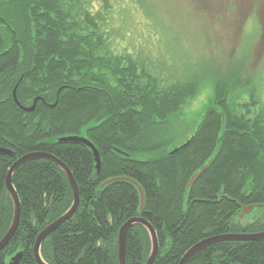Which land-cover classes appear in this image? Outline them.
<instances>
[{
	"label": "trees",
	"instance_id": "trees-1",
	"mask_svg": "<svg viewBox=\"0 0 264 264\" xmlns=\"http://www.w3.org/2000/svg\"><path fill=\"white\" fill-rule=\"evenodd\" d=\"M117 1L0 0V149L12 153L0 154V240L13 215L6 173L30 153L62 162L79 195L74 215L40 246L45 264H118V231L134 218L155 231L153 264H178L207 237L263 232L264 218L238 220L245 207L264 206V101L256 88L244 90L245 100L242 91H228L216 105L211 102L191 136L167 152L162 127L198 94L204 78L175 75L123 46L112 25ZM217 8L215 19L235 11ZM236 79L210 80L231 85ZM33 104L32 112L21 109ZM66 137L92 143L99 174L86 147L58 143ZM141 154L153 157L137 159ZM115 178L128 180L100 188ZM129 180L143 192L142 211ZM12 185L19 225L0 252V264L17 253L18 264H37L36 237L69 210L72 193L64 173L42 158L19 166ZM150 248L146 229L133 225L126 234L125 264H146ZM187 264H264V239L215 243Z\"/></svg>",
	"mask_w": 264,
	"mask_h": 264
},
{
	"label": "rangeland",
	"instance_id": "rangeland-1",
	"mask_svg": "<svg viewBox=\"0 0 264 264\" xmlns=\"http://www.w3.org/2000/svg\"><path fill=\"white\" fill-rule=\"evenodd\" d=\"M117 2L112 25L120 31L123 46L148 56L152 63L156 61L175 75L193 72L201 80L204 78L198 94L162 127L167 152L182 145L195 130L204 110L211 102L216 105L228 91L239 94L255 87L257 96L264 101V0ZM217 5L228 6L230 10L235 6V11L221 13L222 17L215 19L218 16L213 9H218ZM212 76L237 79L231 85H216L210 80ZM228 87L236 88L230 91ZM242 92L241 99H247V93ZM136 157L144 160L153 156ZM263 218L264 206L259 205L238 220L245 224Z\"/></svg>",
	"mask_w": 264,
	"mask_h": 264
},
{
	"label": "water",
	"instance_id": "water-1",
	"mask_svg": "<svg viewBox=\"0 0 264 264\" xmlns=\"http://www.w3.org/2000/svg\"><path fill=\"white\" fill-rule=\"evenodd\" d=\"M12 97L14 102L18 107L20 105L16 101L15 98V89L12 92ZM35 103V102H34ZM24 112L29 113L32 112L34 109V104L30 108H21ZM58 143H71V144H79L84 147H86L93 158L94 162V168L96 171V174H99L100 171V158L97 150L95 147L92 145L90 141L85 139L84 137H66V138H61L58 140ZM0 154L3 155H9L12 156V153L9 151L0 149ZM35 158H42L49 160L52 162L54 165H56L65 175L67 182L69 184L71 193H72V205L69 208V210L63 214L61 217H59L57 220L46 226L36 237L34 247H33V253L34 257L36 260L37 264H45L42 259L40 258V246L42 242L48 237L51 233H53L61 224H63L65 221L70 219L75 211L77 210L79 206V195H78V189L77 186L74 182V179L72 177L71 172L68 170V168L59 160L54 158L51 155L48 154H42V153H30L27 155H24L20 158H18L14 163L10 166L6 173L5 177V189L6 192L8 193L12 207H13V215H12V220L11 224L5 233V235L2 237L0 240V252L9 244L11 241L16 229L18 228L19 225V218H20V202L19 198L16 194V191L12 185V175L16 171V169L21 166L23 163H25L28 160L35 159ZM201 172H198L190 181L189 183V188L193 185L195 180L200 176ZM128 179L126 178H115V179H110L106 182H104L100 188L105 187L109 183H113L116 181H126ZM130 181V180H129ZM132 183V186L136 188V190L139 193L140 196V211L144 209V196L141 188L138 186L137 183L130 181ZM254 206H248L245 207L240 215L239 218H241L244 214H248L251 210H253ZM133 225H141L146 229L148 232L149 238H150V254L148 256V259L146 261V264H153L154 260L157 255V250H158V242L156 238V234L154 229L148 224L146 220L143 218H134L131 219L127 222H125L122 227L118 231L117 235V247H118V264H125V241H126V234L129 228H131ZM259 239H264V231L260 233H254V234H227V235H221V236H214V237H207L198 243H196L194 246H192L179 260L178 264H187V262L191 259L192 256H194L197 252L201 251L202 249L206 248L207 246H210L215 243L223 242V241H243V242H248V241H257ZM21 258V253H17L14 255L8 262V264H18L19 260Z\"/></svg>",
	"mask_w": 264,
	"mask_h": 264
},
{
	"label": "bare ground",
	"instance_id": "bare-ground-1",
	"mask_svg": "<svg viewBox=\"0 0 264 264\" xmlns=\"http://www.w3.org/2000/svg\"><path fill=\"white\" fill-rule=\"evenodd\" d=\"M75 182V181H74ZM76 184V183H75ZM77 186V185H76ZM139 194V193H138ZM144 196V195H143ZM139 200H140V196H139Z\"/></svg>",
	"mask_w": 264,
	"mask_h": 264
},
{
	"label": "flooded vegetation",
	"instance_id": "flooded-vegetation-1",
	"mask_svg": "<svg viewBox=\"0 0 264 264\" xmlns=\"http://www.w3.org/2000/svg\"><path fill=\"white\" fill-rule=\"evenodd\" d=\"M260 233V232H259Z\"/></svg>",
	"mask_w": 264,
	"mask_h": 264
}]
</instances>
